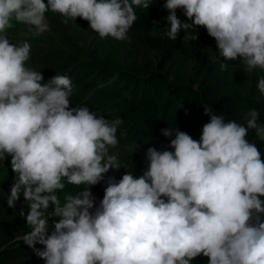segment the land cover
<instances>
[{
    "label": "clouds",
    "instance_id": "obj_1",
    "mask_svg": "<svg viewBox=\"0 0 264 264\" xmlns=\"http://www.w3.org/2000/svg\"><path fill=\"white\" fill-rule=\"evenodd\" d=\"M152 3L0 0V163L10 156L17 176L9 207L21 191L29 204L32 230L21 239L41 244L37 255L45 264H191L200 255L208 264H264V159L247 139L250 129L264 136L255 108L242 114L241 123L205 107L210 119L199 140L161 129L165 137L175 133L174 151L148 147V168L136 174L133 164L121 168L110 151L119 145L123 121L70 107L71 79L57 71L44 78L28 65L32 41L9 37L16 25L43 35L51 12L64 23L88 21L101 39L122 41L137 9ZM164 7L169 39L203 26L225 61L264 71V0H166ZM257 88L264 95V77ZM137 147L128 146L133 152Z\"/></svg>",
    "mask_w": 264,
    "mask_h": 264
},
{
    "label": "rangeland",
    "instance_id": "obj_2",
    "mask_svg": "<svg viewBox=\"0 0 264 264\" xmlns=\"http://www.w3.org/2000/svg\"><path fill=\"white\" fill-rule=\"evenodd\" d=\"M157 1L159 4L163 3L165 5L166 3V0ZM45 2H47V0H45ZM166 12H168L167 9ZM180 12L181 14L184 13L182 9H177V15L181 21L182 19L184 21L187 20V17L184 18L179 15ZM168 15L169 13L165 18L166 23H160V21L157 23L154 29V34L156 36L167 38L166 33L170 27V22L167 19ZM46 17L49 29L43 35L32 36L31 34H26V28L23 25H16L12 29L17 30L19 35L25 36L22 38V40H31L26 36H32L33 38H36L40 48L45 49L49 47H60L62 45L59 42H62L61 40H65V38L60 27H65L68 30V33L71 31V34H69L71 35L73 42H76V44H79L81 47H85L90 44V52L97 50L99 57L98 59H94L89 56V58L93 59L97 64L92 61H86V66L80 68V74H82L81 72L85 68L88 69L86 73H83V76L77 74L70 77L73 87L72 102L70 107L87 106L91 111L97 113V115H102L110 120L119 118L123 121L117 131L119 145L110 151L113 153H122L123 150H129L128 146L133 144H137L138 147L131 154H123L119 157L121 168H124L126 164H133L132 169H138L136 174H143L147 170L149 164L148 160L144 162L148 147H155L158 151H174V149L170 148L169 145L170 140L175 138V133L173 132L170 137H165L162 135L161 129H179L178 125L176 124L178 120L177 116H172L177 111L176 109L171 112L169 116L170 118L165 121V125L157 124L156 126H152L153 124L149 121V119L145 120L144 123H140L142 120V112L131 113V111H128L127 104H125L126 101H124L125 97L120 96V93H117V84H115L116 80L110 78V82L102 83V79H96L98 74L102 72L117 73L119 74L120 78H122V75H124L125 79H120L119 82L124 83L127 80H131L129 77L130 75H128L127 71L125 70L133 71L132 75L139 74L147 76L146 74L149 67L145 61H147L148 58L146 57L148 56L140 55L137 57V52L134 46L137 43L136 33L132 30H129L128 38L122 41L115 40L111 37L101 39L98 33L94 32L89 27V22L84 19L77 17L76 21L70 20L68 23H64L63 16L58 13L51 12H48ZM188 22L191 23V21ZM52 31L53 34H51ZM185 31L186 49H182L181 52L177 51L172 53L173 46L169 48L168 54L170 55L168 56H170V59L168 63V70L170 71L169 74H171V76L174 78L170 89L160 86V89H164L165 93L159 94V91L156 92L155 87L152 85L153 88L150 87L149 95L151 97L156 95V101H160L161 104L164 105L173 92L176 93L175 97L181 101L184 97H187L194 91L192 89H188V87H192L197 90L201 88L199 83H195L193 86H191L188 82L190 78L189 75L193 73L196 66V48L191 47L190 40H194L192 37L197 36L202 41L206 53L210 55L214 63V73H207L206 77L208 80L207 87H209V99L214 102V105L218 107L223 106L224 111L229 113L232 112L230 114L231 119L238 120L235 113L241 114V112H246L248 110L246 105H244L243 99L248 98L249 90L247 88L253 87L255 91L258 92L257 96L259 103L263 105H261L262 108L260 109V113L264 112V95L260 94L257 88L259 78L264 77V71L253 70L248 72L245 70L244 65L239 60L225 61L218 53L215 39L208 35L205 27L197 26L194 29ZM10 32L11 29L9 30V33ZM170 41L173 42L174 40ZM63 50L68 52V54H75L74 50L69 47H63ZM221 65H225V67L222 68ZM35 67L37 66L35 65ZM87 74H91V76L86 81V83L93 86L91 90L86 93V89L79 84L78 80L79 78L82 79V77L87 76ZM107 76H109V74H107ZM49 79L50 78H48L46 82ZM93 79H96L95 82ZM147 82L149 81L147 80L146 83ZM111 83L112 86L114 85V87H111ZM96 89L98 90L97 92ZM104 90H108V93L105 94ZM135 90H137V88H135ZM148 91V84H145L141 87L140 94L145 96ZM158 113L160 112L158 111ZM226 119H228V114ZM239 120L241 121V119ZM142 126L146 130L145 132H141L142 130H140V127ZM119 169H112V171L116 173L119 171ZM16 180V173H14L11 168V157L8 156L5 158L3 163H0V185ZM7 191H9V198L11 195V188H8ZM18 206L20 210H25L26 215L28 214L29 204L25 201L22 191L20 193L19 199L14 202V207ZM47 225V234L50 235L53 232L52 230H54V221L51 216L48 217ZM36 245L41 244L37 242ZM41 247L44 249V245ZM35 250L37 251L38 249L36 248ZM37 264H45V260L39 258L37 260ZM191 264L201 263H199L194 258ZM202 264H208V260L204 261Z\"/></svg>",
    "mask_w": 264,
    "mask_h": 264
},
{
    "label": "trees",
    "instance_id": "obj_3",
    "mask_svg": "<svg viewBox=\"0 0 264 264\" xmlns=\"http://www.w3.org/2000/svg\"><path fill=\"white\" fill-rule=\"evenodd\" d=\"M48 14V13H47ZM50 14V13H49ZM168 12L164 8V4L157 0H153V3L149 6L148 9H137L138 19L134 22V25L130 30L136 33L137 43L134 45L137 52V57L140 55H147V61H145L149 67L147 76L133 74L131 70L127 71L130 75V81L124 83H119L120 79L119 74L117 73H105L102 72L98 74L96 79H102V83L110 82V78L116 80L117 84V93H120V96H124L125 104H127L128 111L131 113L142 112V120L140 123H144L145 120H148L153 124L152 126L165 125V121L170 118V114L173 110H177L172 116H177L178 120L176 124L178 125V130L188 133L193 139L199 140L202 134V127L205 123L209 122V115L205 114V107L212 108L213 112L217 114H222L227 116L228 119H231L230 114L232 112L224 111V107H218L214 105V102L209 99V93L207 87L208 80L206 79L207 73H214V63L209 54L206 53L205 47L202 41L197 37V39L190 40L191 47L196 48V66L189 76V83L193 86L195 83H199L201 88L199 90L188 87V89L194 90L190 95L184 97L181 101L175 97L176 93H172L170 98L165 102L164 105L160 101H156V95L151 97L150 87L152 85L155 87L156 92L159 91V94H164L165 90L160 89V86L170 89L172 81L174 78L169 74L168 63L170 59L169 48L173 46V52L182 51L186 49L185 46V34L186 31L181 29L178 33L176 40L171 42L168 37H158L154 34V29L157 23L165 22V18ZM181 17H186L184 13H179ZM182 21H184L182 19ZM65 38L62 39V45L54 48H45L40 49L39 43L36 38L32 36L29 37L32 43L35 45L33 48L32 61L28 62V65L34 68L37 71H40L43 77L45 78L48 73L52 71L62 72L63 75H67L69 78L72 75L80 74V68L86 66L85 62L92 61L96 63L93 59H98L97 50L89 51L90 44L87 46L81 47L76 42H73L71 38V31L68 33V30L65 27H60ZM57 31V30H56ZM53 34V31L51 32ZM67 34V35H66ZM11 42H19L22 40V35H19L17 30L11 29L9 33ZM64 48H71L74 50L75 54H68L63 50ZM41 55V57H40ZM172 55V54H171ZM89 56L91 58H89ZM97 64V63H96ZM35 65L37 67H35ZM88 69H84L80 74L83 76V73H86ZM109 74V76H107ZM91 74L79 78V84L86 89V93L91 90L93 85L86 83ZM96 79H93L94 82ZM125 79V78H124ZM149 81L146 83V81ZM145 84H148V93L143 96L140 94L141 87ZM159 85V86H158ZM111 87L112 86L111 83ZM137 88V90H135ZM153 88V87H152ZM206 88V91H205ZM114 89V88H112ZM249 90L248 98L243 99L244 105L251 110L255 108L259 113L260 124H264V115L260 113L262 104L258 101L257 91L253 87L247 88ZM98 90L96 89V92ZM104 93L107 94L108 90H104ZM246 95V96H247ZM262 105V106H261ZM247 110V111H248ZM158 111L160 113H158ZM246 111V112H247ZM246 112H241V114L235 113L237 115V122H243V115ZM130 115V114H129ZM234 117V116H233ZM126 119V118H125ZM241 119V121L239 120ZM233 120V119H232ZM141 132L146 130L140 127ZM247 139L250 142H253L257 145L258 149L261 152L262 159H264V136H258L255 129H250L248 132ZM132 150H123L122 153L118 154V157L123 154H131ZM13 182V181H12ZM11 181L5 184L0 185V264H37V260L41 258L37 255L36 248L40 250V246L36 245L29 246L24 242L21 237L32 229L29 228L25 217V210H20L19 206L10 208L8 201V188H12L14 183ZM8 184H11L9 187ZM23 212V215H21ZM18 237H20L18 239ZM199 263L207 261L208 258L200 255L195 258Z\"/></svg>",
    "mask_w": 264,
    "mask_h": 264
}]
</instances>
